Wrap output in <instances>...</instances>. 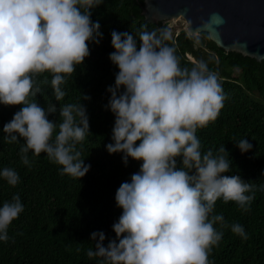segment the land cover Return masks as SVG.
<instances>
[{"label": "clouds", "instance_id": "obj_1", "mask_svg": "<svg viewBox=\"0 0 264 264\" xmlns=\"http://www.w3.org/2000/svg\"><path fill=\"white\" fill-rule=\"evenodd\" d=\"M102 2L0 0V103L21 105L3 125L4 140L20 144L24 165L31 167L32 157L43 152L62 165L61 174L81 178L91 168L82 153V141L91 132L86 104H60L62 119H50L57 105L45 92L49 81L42 74L51 73L52 95L61 101L69 75L91 54L90 43L99 44L104 35L92 18V9ZM225 22L213 13L190 35L199 44L198 33L219 30ZM111 37L115 50L109 57L119 71L107 86L111 95L105 107L115 121L106 148L122 152L125 164L129 157L142 163L116 190L123 211L112 224L115 237L92 231L95 247L87 255L101 257L98 264H213L209 254L224 228L249 236L243 224H230L215 212L217 200L235 201L247 212L257 188H264L232 173L225 144L204 150L197 135L220 115L227 97L223 84L204 59L182 65L165 27L113 29ZM234 141L241 152L253 148L247 136ZM0 177L12 186L21 180L12 166L0 169ZM24 208L19 192L0 204V240L9 239L8 229Z\"/></svg>", "mask_w": 264, "mask_h": 264}, {"label": "trees", "instance_id": "obj_2", "mask_svg": "<svg viewBox=\"0 0 264 264\" xmlns=\"http://www.w3.org/2000/svg\"><path fill=\"white\" fill-rule=\"evenodd\" d=\"M142 7L143 0H103L92 9V18L99 20L104 35L99 44L90 43L91 54L69 75L64 85L67 94L61 101L52 95L51 73L42 74L49 81L43 85L45 92L57 105L50 119H62L60 104L82 100L87 106L91 132L82 141V153L91 168L83 177L61 174L62 165L43 152L32 157L31 167L24 165L20 144L5 141L3 133L4 123L21 105L0 103V169L12 166L21 176L15 186L0 177V204L17 192L25 204L24 211L8 229L9 239L0 240V264H98L101 257L87 255L88 249L95 247L90 233L101 229L109 239L115 237L112 224L123 211L117 205L116 190L139 170L142 161L129 157L125 164L122 152L110 153L106 148L115 121L114 113L105 107L111 95L107 86L114 84L119 71L109 57L115 50L111 32L136 31L144 24L149 28L165 27L162 22L145 21ZM199 35L198 44L192 35L181 30L172 34L168 42L182 65L191 67L200 59L206 60L218 73L227 93L217 119L197 129L203 149H218L225 144L233 161L232 173L238 172L243 178L264 185V59L258 61L239 52H227L210 39L208 32ZM85 95L91 99H82ZM37 97L41 104H47L43 93ZM246 136L253 148L241 152L234 140ZM215 212L223 213L230 224H243L249 236L243 239L230 227L224 228L223 239L209 254L213 264H264V188H257L247 212L237 202L222 198L217 200Z\"/></svg>", "mask_w": 264, "mask_h": 264}, {"label": "water", "instance_id": "obj_3", "mask_svg": "<svg viewBox=\"0 0 264 264\" xmlns=\"http://www.w3.org/2000/svg\"><path fill=\"white\" fill-rule=\"evenodd\" d=\"M217 12L226 22L202 31L227 52L264 59V0H143L142 7L145 21L184 25L189 33Z\"/></svg>", "mask_w": 264, "mask_h": 264}, {"label": "rangeland", "instance_id": "obj_4", "mask_svg": "<svg viewBox=\"0 0 264 264\" xmlns=\"http://www.w3.org/2000/svg\"><path fill=\"white\" fill-rule=\"evenodd\" d=\"M165 27L171 31L172 34L176 35L178 32H180L181 30H185L186 33L188 35H190V33L186 30V27L184 25H175V24H165ZM189 58H191V56L187 55Z\"/></svg>", "mask_w": 264, "mask_h": 264}, {"label": "bare ground", "instance_id": "obj_5", "mask_svg": "<svg viewBox=\"0 0 264 264\" xmlns=\"http://www.w3.org/2000/svg\"><path fill=\"white\" fill-rule=\"evenodd\" d=\"M190 56V55H189ZM192 56V55H191ZM192 58V57H191Z\"/></svg>", "mask_w": 264, "mask_h": 264}]
</instances>
